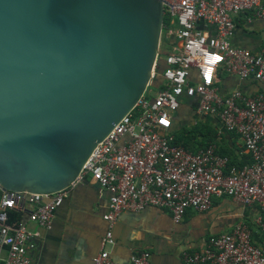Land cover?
I'll return each instance as SVG.
<instances>
[{
    "label": "built area",
    "instance_id": "obj_1",
    "mask_svg": "<svg viewBox=\"0 0 264 264\" xmlns=\"http://www.w3.org/2000/svg\"><path fill=\"white\" fill-rule=\"evenodd\" d=\"M161 5L154 68L161 59L162 82L153 84L155 91L148 94L150 81L133 107L96 143L68 187L52 193L0 190V264H32L29 251L39 233L27 222L50 228L67 189L86 175L108 194L101 216L106 227L91 264H113L108 247L121 212L155 207L178 223L187 210H207L217 196L238 204V220L230 231L202 239L200 248L182 250V264H264V36L258 50L232 42L237 19L264 21V0H161ZM161 43L167 46L164 52L158 50ZM221 72L251 80L261 89L249 93L235 87L223 93ZM180 97L192 100L196 116L216 127L215 141L195 149L174 141L172 124ZM225 132L240 140L248 162L228 164L227 156L217 151ZM25 205L32 207L26 210ZM251 206L256 209L254 227L243 219ZM13 210L21 217L10 219ZM128 264H152L149 251H131Z\"/></svg>",
    "mask_w": 264,
    "mask_h": 264
},
{
    "label": "water",
    "instance_id": "obj_2",
    "mask_svg": "<svg viewBox=\"0 0 264 264\" xmlns=\"http://www.w3.org/2000/svg\"><path fill=\"white\" fill-rule=\"evenodd\" d=\"M161 0H0V190L68 187L151 81Z\"/></svg>",
    "mask_w": 264,
    "mask_h": 264
},
{
    "label": "crops",
    "instance_id": "obj_3",
    "mask_svg": "<svg viewBox=\"0 0 264 264\" xmlns=\"http://www.w3.org/2000/svg\"><path fill=\"white\" fill-rule=\"evenodd\" d=\"M237 20L239 22L232 37L233 44L258 50L264 36V21ZM219 87L223 93L235 87L249 93L261 89L259 84L251 80H239L225 72H221ZM223 135L229 137L230 134ZM236 141L240 140L236 138ZM225 145L233 150L230 140H226ZM241 154H244L243 150ZM107 196V192L86 175L67 189L54 212L50 228H39L27 222L30 230L39 233L35 247L29 251L32 264H91L106 227L101 216L107 209ZM31 207L25 205L26 210ZM237 208L238 204L227 196L213 197L207 210H187L178 223H173L168 212L160 208L123 211L117 216L112 228L114 242L108 247L109 256L113 264H128L131 251L145 249L150 253L152 264H182V250H196L208 235L230 231L239 218ZM255 214L254 206L243 211V219L251 227H254L252 219Z\"/></svg>",
    "mask_w": 264,
    "mask_h": 264
},
{
    "label": "trees",
    "instance_id": "obj_4",
    "mask_svg": "<svg viewBox=\"0 0 264 264\" xmlns=\"http://www.w3.org/2000/svg\"><path fill=\"white\" fill-rule=\"evenodd\" d=\"M163 23H165V18L163 17ZM157 69V63H156ZM175 120V119H174ZM174 124V122H173ZM172 124V125H173ZM216 127L207 123V121L200 120L193 125L192 127L182 129V130H173L172 133L174 136V141L176 143L182 144L184 147L188 149H195L197 147H201L206 145L209 142L215 141L216 138ZM227 134L233 135L232 133L225 132ZM220 143L223 141V134L220 135ZM217 141V143L219 142ZM221 144H217V151L227 156L228 164L241 165L248 162V156L246 154L243 155V158L237 159V156L233 154V151L227 148L226 146L223 149H220ZM21 217V212L18 210H13L10 212V219L16 220ZM253 236L256 237V233L253 232Z\"/></svg>",
    "mask_w": 264,
    "mask_h": 264
},
{
    "label": "rangeland",
    "instance_id": "obj_5",
    "mask_svg": "<svg viewBox=\"0 0 264 264\" xmlns=\"http://www.w3.org/2000/svg\"><path fill=\"white\" fill-rule=\"evenodd\" d=\"M167 50V46L164 43L159 44V51L160 52H164ZM163 63L162 60L159 59V61L157 62V69L156 67L153 68V76L151 77V86L148 87V94H152L155 91V87H153V84L159 83V81L162 80L161 78V72L163 70ZM192 100H190L189 98H179L178 102H179V107L177 109L176 112V116H175V120H174V124L172 125L173 130H182V129H186L189 127H192L193 125H195L198 121L199 118L196 116V114L194 113V105L191 103ZM226 140H230L232 142V147L233 148V154H235V156H237V159L239 158H243V155H241V150H242V146L241 144L236 141V138L233 137L232 135L226 136L223 135V141L220 140L217 144H221L220 149H223L226 145H225V141ZM164 212L167 213V211L165 209H162ZM192 235V234H190Z\"/></svg>",
    "mask_w": 264,
    "mask_h": 264
},
{
    "label": "bare ground",
    "instance_id": "obj_6",
    "mask_svg": "<svg viewBox=\"0 0 264 264\" xmlns=\"http://www.w3.org/2000/svg\"><path fill=\"white\" fill-rule=\"evenodd\" d=\"M158 50H159V47H158ZM151 75H152V73H151Z\"/></svg>",
    "mask_w": 264,
    "mask_h": 264
}]
</instances>
